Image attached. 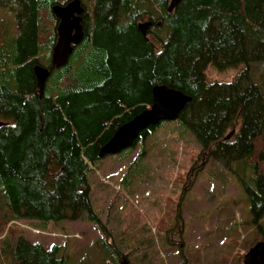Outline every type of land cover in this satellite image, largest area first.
<instances>
[{
  "label": "trees",
  "instance_id": "trees-1",
  "mask_svg": "<svg viewBox=\"0 0 264 264\" xmlns=\"http://www.w3.org/2000/svg\"><path fill=\"white\" fill-rule=\"evenodd\" d=\"M169 1L91 0V13L82 3L84 36L55 68L51 6L59 2L0 0L17 29L8 42L0 26V264H68L59 245L45 248L13 230L19 220H87L110 244L87 175L117 128L151 105L155 85L191 97L173 121L208 157L252 169L254 188L244 190L251 223L264 233V69L260 82L253 77L264 65V0H180L170 13ZM144 20L151 24L142 35ZM34 65L50 72L42 95ZM208 66L239 70L229 82H210ZM114 255L124 264L126 255Z\"/></svg>",
  "mask_w": 264,
  "mask_h": 264
},
{
  "label": "rangeland",
  "instance_id": "rangeland-1",
  "mask_svg": "<svg viewBox=\"0 0 264 264\" xmlns=\"http://www.w3.org/2000/svg\"><path fill=\"white\" fill-rule=\"evenodd\" d=\"M82 3L91 13V0ZM0 26L9 42L17 29L8 8H0ZM263 69L256 65V81ZM238 70L208 66L205 74L210 82H229ZM158 125L134 147L91 165V199L110 244L103 243L96 225L87 220L45 225L19 220L13 230L16 226L24 238L45 248L59 245L68 264H121L116 255L110 256L113 250L126 255L124 264H243L247 245L264 240L251 223L244 190V185L254 188L252 169L243 160L227 167L208 157L178 121ZM238 128L237 123L227 132L234 135ZM261 225L264 229V218Z\"/></svg>",
  "mask_w": 264,
  "mask_h": 264
},
{
  "label": "water",
  "instance_id": "water-1",
  "mask_svg": "<svg viewBox=\"0 0 264 264\" xmlns=\"http://www.w3.org/2000/svg\"><path fill=\"white\" fill-rule=\"evenodd\" d=\"M180 0H170L167 12H172ZM85 11L81 0H69L65 4H53L51 12L57 20L56 41L51 50V66L59 68L65 65L83 36L82 15ZM150 21L140 22L137 25L142 35L146 34ZM36 86L39 95H42L45 81L50 72L41 65L33 67ZM152 103L138 115L117 128L109 140L100 148L98 157L117 154L130 148L140 136V133L162 121H173L179 117L191 97L166 85H155L151 89ZM2 123L0 122V125ZM233 135L229 132L224 139ZM243 264H264V240L256 242L243 256Z\"/></svg>",
  "mask_w": 264,
  "mask_h": 264
},
{
  "label": "bare ground",
  "instance_id": "bare-ground-1",
  "mask_svg": "<svg viewBox=\"0 0 264 264\" xmlns=\"http://www.w3.org/2000/svg\"><path fill=\"white\" fill-rule=\"evenodd\" d=\"M82 21H83V20H82ZM53 45H54V44H53ZM51 50H52V49H51ZM50 60H51V54H50ZM50 65H51V63H50ZM34 66H35V65H34ZM34 66H33V67H34ZM55 68H56V67H55ZM32 71H33V68H32Z\"/></svg>",
  "mask_w": 264,
  "mask_h": 264
},
{
  "label": "flooded vegetation",
  "instance_id": "flooded-vegetation-1",
  "mask_svg": "<svg viewBox=\"0 0 264 264\" xmlns=\"http://www.w3.org/2000/svg\"><path fill=\"white\" fill-rule=\"evenodd\" d=\"M55 41H56V35H55V40H54V43H55ZM172 235H173V233H172ZM172 235H171V237H172Z\"/></svg>",
  "mask_w": 264,
  "mask_h": 264
}]
</instances>
